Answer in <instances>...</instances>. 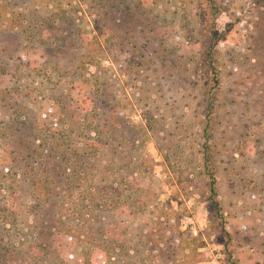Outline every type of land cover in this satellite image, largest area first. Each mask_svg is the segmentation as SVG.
<instances>
[{
    "label": "rangeland",
    "instance_id": "374dc122",
    "mask_svg": "<svg viewBox=\"0 0 264 264\" xmlns=\"http://www.w3.org/2000/svg\"><path fill=\"white\" fill-rule=\"evenodd\" d=\"M83 260L264 264V0H0V264Z\"/></svg>",
    "mask_w": 264,
    "mask_h": 264
},
{
    "label": "trees",
    "instance_id": "16d2710c",
    "mask_svg": "<svg viewBox=\"0 0 264 264\" xmlns=\"http://www.w3.org/2000/svg\"><path fill=\"white\" fill-rule=\"evenodd\" d=\"M217 78H215V83L217 84ZM211 184H210V190H211V192H212V194H214L215 193V191H216V189H215V187H216V180H215V178H214V176L213 175H211V182H210ZM212 202L215 204V206L216 207H219V202L217 201V200H212ZM113 240H108L107 242V244L108 245H110L109 247H106V248H108V249H110L108 252H110V253H107L106 252V248L104 249V252H105V254H104V258H105V256H107V255H111V253H112V249L115 247V244L112 242ZM111 247V248H110ZM16 251L18 250V249H15ZM72 255H73V253H71ZM74 255H75V253H74ZM73 255V256H74ZM71 257V256H70ZM83 264H88L87 262H84V260H83Z\"/></svg>",
    "mask_w": 264,
    "mask_h": 264
}]
</instances>
